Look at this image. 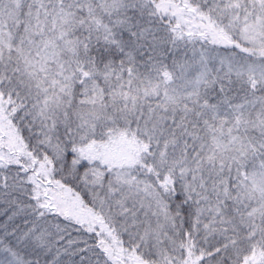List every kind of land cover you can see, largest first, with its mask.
<instances>
[{
  "label": "snow or ice",
  "instance_id": "obj_1",
  "mask_svg": "<svg viewBox=\"0 0 264 264\" xmlns=\"http://www.w3.org/2000/svg\"><path fill=\"white\" fill-rule=\"evenodd\" d=\"M0 264H264V0H0Z\"/></svg>",
  "mask_w": 264,
  "mask_h": 264
}]
</instances>
